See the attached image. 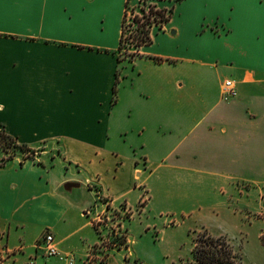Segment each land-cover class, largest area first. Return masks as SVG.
I'll return each mask as SVG.
<instances>
[{
	"label": "crops",
	"instance_id": "obj_1",
	"mask_svg": "<svg viewBox=\"0 0 264 264\" xmlns=\"http://www.w3.org/2000/svg\"><path fill=\"white\" fill-rule=\"evenodd\" d=\"M126 1L4 5L0 127L34 156L0 165L1 264H65L64 255L87 264L98 239L83 233L94 228L85 211L102 198L133 211L136 190L141 211L264 215L259 5L190 3L178 24L176 3L130 57L119 49ZM227 79L237 95L223 100ZM45 231L59 255L36 246Z\"/></svg>",
	"mask_w": 264,
	"mask_h": 264
},
{
	"label": "rangeland",
	"instance_id": "obj_2",
	"mask_svg": "<svg viewBox=\"0 0 264 264\" xmlns=\"http://www.w3.org/2000/svg\"><path fill=\"white\" fill-rule=\"evenodd\" d=\"M149 1H154L157 8H168L172 4L181 3L179 11L175 14V21L178 24H182L190 6L189 0H169L168 6H161V0H129L125 12V21L127 18L128 22H126L125 40L121 49L123 56L132 57L138 48L135 45L136 35L139 32L136 29L138 24L135 20L131 21V17L136 13L142 14L148 8ZM211 29L219 32L220 28L215 23ZM158 30L160 27L155 25L151 32L153 34ZM16 155L27 157L34 156V153L33 151L21 152L9 147L7 152L1 151L0 159L9 156L13 158ZM75 191L85 201H91L93 198L87 192H82L81 195L79 190ZM138 192L139 190H136L128 196L133 211L128 210L123 203L117 206L111 205L107 202V198H102L101 202L90 206L85 211L90 216L88 218H91L92 225L93 218L99 219V216L102 218L97 224V229L87 227L83 231L90 242L98 239L97 243L90 247L86 256L87 264L90 262L103 264L109 254L111 264L123 262L126 264H184L191 258L195 238L204 230L211 235L222 234L228 237L236 247L240 248L243 264H264V215H261L262 219L259 215L248 217L246 210L235 216H200L194 213L180 216L173 211L166 215L162 207L157 205L141 211L142 206L136 204ZM143 202L144 200L141 204ZM107 216L108 219L103 220ZM112 227L118 232L116 237L111 231ZM120 234L125 235L126 238L123 239ZM101 237L105 239L107 248L101 245ZM113 243L115 245L110 247ZM88 258L91 260L89 261Z\"/></svg>",
	"mask_w": 264,
	"mask_h": 264
},
{
	"label": "trees",
	"instance_id": "obj_3",
	"mask_svg": "<svg viewBox=\"0 0 264 264\" xmlns=\"http://www.w3.org/2000/svg\"><path fill=\"white\" fill-rule=\"evenodd\" d=\"M127 5L128 0L126 1V7ZM173 7L174 5L172 4L169 8L162 7L157 9L154 5H149L150 13H155L159 16V27H162L164 23L170 20ZM143 15L145 16V14ZM134 20L138 22L136 29L139 31L136 35L135 45L139 47L142 44L150 43L152 41V33L151 29L148 26L146 27V24L150 22L149 16H145L143 20L134 17ZM125 30V18L123 16L119 49L123 48ZM9 147L21 152L33 151L23 143H18L14 137L6 133L4 127H0V151L7 152ZM9 159H11L10 156L0 159V165H3ZM184 264H243V257L240 248L236 247L228 237L222 234L211 235L204 230L199 232L195 238L191 249V258L185 261Z\"/></svg>",
	"mask_w": 264,
	"mask_h": 264
},
{
	"label": "snow or ice",
	"instance_id": "obj_4",
	"mask_svg": "<svg viewBox=\"0 0 264 264\" xmlns=\"http://www.w3.org/2000/svg\"><path fill=\"white\" fill-rule=\"evenodd\" d=\"M41 0H0V29L4 26V5L5 4H16V3H32L38 4ZM57 3L63 5L65 8L68 7H80L83 9L84 6H92L94 9H100L104 6L116 4L119 0H56ZM224 3L228 4L229 6H240V5H248L255 8L259 5V15L261 18V38H264V0H189V3L195 5H204L206 3ZM91 15V14H90ZM66 19L70 20L71 15L66 17ZM97 30L102 31L103 26V17L100 16L96 19Z\"/></svg>",
	"mask_w": 264,
	"mask_h": 264
},
{
	"label": "built area",
	"instance_id": "obj_5",
	"mask_svg": "<svg viewBox=\"0 0 264 264\" xmlns=\"http://www.w3.org/2000/svg\"><path fill=\"white\" fill-rule=\"evenodd\" d=\"M148 1V0H146ZM128 4H129V0H128ZM149 5H154L155 8L156 5H155V2L154 1H149V3L147 4V7L142 14H137L136 15H133L131 17V21H134V17H138L140 18V20H143L145 16H149V19H150V22L146 24V26H148L150 29H152L153 26L155 25H160V21H159V16H157L155 13H150L149 11ZM128 6V5H127ZM126 6H125V11L124 13L126 12ZM159 8H162V7H159ZM167 8V7H165ZM169 8V7H168ZM158 9V8H157ZM145 14V16L143 15ZM124 18H125V15H123ZM128 18H129V15H127ZM136 21V20H135ZM126 22L127 21V18H126V21H125V26L126 25ZM137 22V21H136ZM138 24V22H137ZM165 24V23H164ZM163 24V25H164ZM128 25H130V23H128ZM162 25V27H163ZM160 27V29L162 28ZM152 33V32H151ZM237 95V90H236V87L233 83V81H231L230 79H227L225 80V82L223 83V86L221 88V98L223 100H229L233 97H235ZM108 219V216L107 217H104L103 220L105 219ZM100 220H102V218H100L99 216V219L97 218H93V225L94 227H96V229L98 228L97 227V224L100 222ZM111 231L114 232V235L115 237L117 236L118 232L115 230L114 227L111 228ZM123 239L126 238L125 235H121ZM101 245L105 248L108 247L107 243L105 242V239L103 237H101V241H100ZM115 245V243H113V245H111L110 247H113ZM38 248H40L43 252L44 255L46 256H55V255H59V251L58 249L56 248L55 244H54V238H53V235L49 232V231H45L43 233V235L41 236L40 240L38 241L37 245H36ZM89 256V255H88ZM64 259H65V264H73V261L71 259V257L69 255H64L62 256ZM89 261L91 260V258H88ZM0 264H1V256H0ZM89 264V263H88ZM90 264H93V262H90Z\"/></svg>",
	"mask_w": 264,
	"mask_h": 264
},
{
	"label": "water",
	"instance_id": "obj_6",
	"mask_svg": "<svg viewBox=\"0 0 264 264\" xmlns=\"http://www.w3.org/2000/svg\"><path fill=\"white\" fill-rule=\"evenodd\" d=\"M72 186H78V183H76V182H67L66 184H65V187H72Z\"/></svg>",
	"mask_w": 264,
	"mask_h": 264
}]
</instances>
